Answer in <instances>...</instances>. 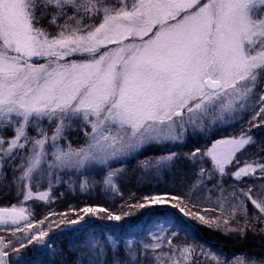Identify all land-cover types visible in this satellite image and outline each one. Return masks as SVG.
<instances>
[{"label":"snow or ice","instance_id":"1","mask_svg":"<svg viewBox=\"0 0 264 264\" xmlns=\"http://www.w3.org/2000/svg\"><path fill=\"white\" fill-rule=\"evenodd\" d=\"M246 117L239 135L142 161L160 171L184 159L197 170L187 193L146 194L121 206L173 210L148 241H124L122 256L120 241L86 242L92 257L73 264H108L109 253L111 264H264L173 242L181 218L229 238L264 234V141L252 134L264 129V0H0V186L15 189L20 203L50 201L56 184L70 183L65 175L90 167L107 169L103 184L115 189L124 169L111 162L126 163L147 146L183 144L189 129L206 130L205 121L214 127ZM250 147L256 151L241 163ZM45 184L48 191H39ZM70 210L80 214L67 226L100 213L110 222L135 214L99 205ZM24 211L0 207V226L21 231L25 221L29 230L23 238L0 235V264L21 256L16 244L24 248V240L49 246L50 233Z\"/></svg>","mask_w":264,"mask_h":264},{"label":"trees","instance_id":"2","mask_svg":"<svg viewBox=\"0 0 264 264\" xmlns=\"http://www.w3.org/2000/svg\"><path fill=\"white\" fill-rule=\"evenodd\" d=\"M232 125H221L210 131L207 136H189L185 143L175 144L174 147L167 145H152L142 149L135 157L129 158L126 163L119 161L111 162L113 168L123 167L124 171L122 175L115 181L116 188L111 186L107 188L103 184V180L107 169L102 167H92L85 171L82 176L65 175L64 180L70 181V183L56 184L49 193L52 197L50 201L38 200L33 196L30 200L20 203L17 199V193L15 189L9 191L7 188L0 186V206L11 207V205L22 206L29 212V221L33 223V226H38L46 232L51 233L48 239L47 247L39 246L37 250L30 247L27 240H24L26 247L25 255L22 258L16 260L11 255L10 264H73V261L78 255H82L85 260L92 257L91 248L86 247V242H99L103 232L102 224H109L111 226V232L113 239L120 241V252L123 254V242L128 239H134L138 241L147 240L146 226L153 219H159L162 213H168L173 210L169 208H155V209H129L128 207H121L126 203L134 204L141 200L146 194L162 193V192H174L176 194H184L188 192L189 186L194 179V172L197 170L192 165L181 159L177 162V165L171 170L165 169L161 173H154L151 170H141V162L154 161L156 157L166 154L168 150L176 151L181 154L189 153L198 146L202 147L208 140L215 139L219 136H234L239 135L242 129H247L248 119ZM252 134L256 137L258 143L264 141V129H253ZM81 141V140H80ZM79 143H83L79 142ZM78 143L74 142V145ZM255 148H249L244 155L255 152ZM244 159V158H243ZM241 160V163L243 162ZM11 174L9 173V179ZM87 179V187L81 189V179ZM226 179L227 184L231 181ZM48 191L47 185L40 188L39 191ZM133 194H135L133 196ZM197 195H203L198 193ZM215 195V194H213ZM195 198V197H194ZM86 205L89 206H103L109 208L113 212L120 214L121 212H133L134 215H130L127 219H122L119 222L107 221L106 214L100 213L99 216H87L84 226H72L71 228L61 229L67 226V220L76 218L70 210L72 208H83ZM151 212V215H145ZM249 215L253 214V209L249 206ZM49 213H56L57 215H49ZM59 213H67V216L58 215ZM152 214H157L154 217ZM144 216V217H143ZM152 216V217H150ZM48 217V221L54 223L49 224L46 221L43 225L38 221ZM104 217V218H100ZM189 225V229H186V222ZM240 224H243V217H238ZM141 220V225L138 228H132L131 223ZM181 230L174 239V243H199L203 244L209 249L216 251L218 254H223L230 261L235 259L236 256H244L246 258H264V234H254L251 231L247 233V238L241 240L239 236H233L229 238L225 236L219 230H213L196 220L188 218H181ZM223 223V221H221ZM26 222L21 223V231H15L14 228L0 226V235L5 237H12L13 233L15 237L23 238L28 229L26 230ZM232 227H236V223L233 222ZM94 227V228H92ZM97 228L102 231L97 232ZM106 229V228H105ZM172 231H175L173 229ZM71 233H75L71 235ZM169 231V235H171ZM92 235V240H87L88 235ZM35 241L33 242V244ZM16 247L20 248V243L16 244ZM115 247V246H114ZM27 252V253H26ZM112 255L108 254V264H111Z\"/></svg>","mask_w":264,"mask_h":264},{"label":"rangeland","instance_id":"3","mask_svg":"<svg viewBox=\"0 0 264 264\" xmlns=\"http://www.w3.org/2000/svg\"><path fill=\"white\" fill-rule=\"evenodd\" d=\"M209 123H210V121H205V125H206V130L203 132V133H200L198 130L196 131V134L195 135H193V131H192V129H189V132H188V136H187V138L189 137V136H199L200 137V135L201 136H207L209 133H210V131H212L213 129H215L217 126H221L222 124L221 123H219V122H217L216 124H215V126L214 127H208V125H209ZM230 125H232V124H230ZM231 135H228V136H219V137H217V138H215V139H211L210 141L208 140L206 143H204V145L202 146V147H200V146H198V147H200V148H206V147H208V146H210L211 145V143H212V141H214V140H216V139H222V138H226V137H230ZM79 142H82V140L81 141H79ZM167 146H172V147H174V145L173 144H171V143H169V144H166ZM76 146H79V144L78 145H75L74 147H76ZM244 156H246V155H244L243 154V156L241 157V160L244 158ZM155 161V160H154ZM154 161H152V162H154ZM243 163V162H242ZM206 166L207 167H210L211 166V164H210V162H208L207 164H206ZM198 167V166H197ZM90 168H92V167H90ZM89 169V168H88ZM152 169V171L154 172V173H161L162 172V170H165V169H162V170H160V171H157L154 167H151V168H148L147 170H145V168L143 167V168H141V170H143V171H148V170H151ZM71 177V176H70ZM81 181L83 182L84 181V178H82L81 179ZM41 191V190H40ZM41 192H46V190H42ZM11 207H12V205H11ZM17 208H20V207H22V206H16ZM24 208V207H23ZM25 209V208H24ZM25 211H26V209H25ZM27 212V211H26ZM27 214L29 215L30 213L29 212H27ZM163 214H165V213H162V215L160 216V218L159 219H153V220H150V222L147 224V226H146V230H147V240H142V241H148L149 240V232L150 231H152V232H154V231H156V226H157V224L158 223H162L163 221H164V219H165V217H164V215ZM146 216L148 215H151V212L149 213V211H148V213H146L145 214ZM154 217H156V216H158L157 214H152ZM144 217V216H143ZM150 217H152V216H150ZM29 219V218H28ZM108 221V220H107ZM185 222H186V224H187V220L185 219ZM131 225H132V228H138L140 225H141V220H136V221H134V222H132L131 223ZM181 225H183V223L181 222ZM102 226L104 227L103 228V232L100 230V228L98 229L97 228V232L96 233H100V232H102V234L103 235H101V240H99V242H106L109 238H112L113 239V236H112V233H109V232H111V226L109 225V224H102ZM165 227H168L167 225H164ZM186 226V229H189V225L187 224V225H185ZM35 229H39L38 228V226L36 225V226H33ZM92 228H94V227H92ZM106 228V229H105ZM26 230H27V228H26ZM29 232V230L27 231V233ZM33 235H36V233L35 232H33L32 233ZM75 233H71V235H74ZM170 234H172V233H170ZM169 235V234H168ZM92 235L91 234H89L88 235V238L86 239V241L87 240H92ZM35 244V243H34ZM33 244V245H34ZM33 245H31L30 247H32L33 249L35 248V250H37V248L39 247V246H33ZM113 247H114V245H113ZM25 249H23L22 250V248L20 249V252H21V256H17V254L15 253V252H13L11 255L16 259V260H18L19 258H22V257H24V253H25ZM27 253V252H26Z\"/></svg>","mask_w":264,"mask_h":264},{"label":"water","instance_id":"4","mask_svg":"<svg viewBox=\"0 0 264 264\" xmlns=\"http://www.w3.org/2000/svg\"><path fill=\"white\" fill-rule=\"evenodd\" d=\"M24 215H25L26 217H29L28 214H27L26 212H24ZM21 222H24V221H21ZM9 224H10V222H9ZM78 226H84V224H81V225H78ZM70 227H71V226H65V227H62L61 229L70 228Z\"/></svg>","mask_w":264,"mask_h":264}]
</instances>
